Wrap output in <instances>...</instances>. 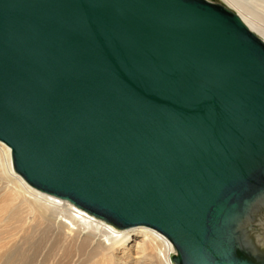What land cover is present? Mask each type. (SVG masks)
<instances>
[{
    "label": "water",
    "instance_id": "water-1",
    "mask_svg": "<svg viewBox=\"0 0 264 264\" xmlns=\"http://www.w3.org/2000/svg\"><path fill=\"white\" fill-rule=\"evenodd\" d=\"M0 140L28 183L161 232L176 264H264L243 239L264 41L219 2L0 0Z\"/></svg>",
    "mask_w": 264,
    "mask_h": 264
},
{
    "label": "bare ground",
    "instance_id": "bare-ground-1",
    "mask_svg": "<svg viewBox=\"0 0 264 264\" xmlns=\"http://www.w3.org/2000/svg\"><path fill=\"white\" fill-rule=\"evenodd\" d=\"M223 1L264 41V0L253 1L258 15L247 0ZM247 221L253 227L243 232L247 248L264 256V233L255 229H264V213ZM134 232L141 239L131 248ZM173 255V243L151 227L115 226L34 187L15 170L11 148L0 140V264H176Z\"/></svg>",
    "mask_w": 264,
    "mask_h": 264
},
{
    "label": "rangeland",
    "instance_id": "rangeland-1",
    "mask_svg": "<svg viewBox=\"0 0 264 264\" xmlns=\"http://www.w3.org/2000/svg\"><path fill=\"white\" fill-rule=\"evenodd\" d=\"M211 1H213V2H219V3L223 4L224 6L228 7L229 9H231L230 5L228 6V5L225 3V1H223V0H211ZM242 1H243V0H242ZM247 1H248V3H250V4H247V7L249 8V10H250L252 13H254L255 15H258L259 12H260V9H259L257 6L254 5V2H253L254 0H247ZM244 2L246 3V1H244ZM252 2H253V3H252ZM231 10H233V11L236 13L235 10H237V9H235V8L232 7ZM248 19H249V21H251L250 18H248ZM259 38H260V37H259ZM135 227H137V226H135ZM138 239H141V235H139V234H137L136 232H134V233L132 234L131 239L129 240V243H130V247H131V248H132L133 245H135V241L138 240ZM27 252H28V251H27Z\"/></svg>",
    "mask_w": 264,
    "mask_h": 264
}]
</instances>
